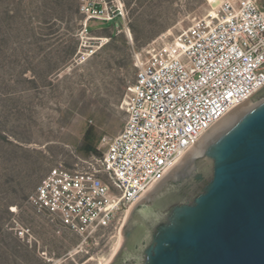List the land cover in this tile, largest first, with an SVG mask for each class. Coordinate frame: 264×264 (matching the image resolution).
Instances as JSON below:
<instances>
[{"label": "rangeland", "instance_id": "1", "mask_svg": "<svg viewBox=\"0 0 264 264\" xmlns=\"http://www.w3.org/2000/svg\"><path fill=\"white\" fill-rule=\"evenodd\" d=\"M122 1L120 29L92 22L87 40L79 0H0V264H109L122 244V226L86 240L31 198L52 169L85 170L106 152L103 138L127 120L136 53L164 34L174 38L221 0ZM100 36L111 39L80 61ZM17 225L32 237L21 239Z\"/></svg>", "mask_w": 264, "mask_h": 264}, {"label": "built area", "instance_id": "2", "mask_svg": "<svg viewBox=\"0 0 264 264\" xmlns=\"http://www.w3.org/2000/svg\"><path fill=\"white\" fill-rule=\"evenodd\" d=\"M79 4L87 40L92 22L120 29L127 20L122 0ZM110 39L98 37L79 60ZM134 65L127 120L116 136L103 138L106 152L85 170L52 169L31 198L36 210L86 240L123 226L210 129L264 87V0H221L174 38L164 34L136 53ZM14 229L21 239L32 237L29 227Z\"/></svg>", "mask_w": 264, "mask_h": 264}, {"label": "water", "instance_id": "3", "mask_svg": "<svg viewBox=\"0 0 264 264\" xmlns=\"http://www.w3.org/2000/svg\"><path fill=\"white\" fill-rule=\"evenodd\" d=\"M138 208L146 235L121 264H264V87L210 129L130 215Z\"/></svg>", "mask_w": 264, "mask_h": 264}, {"label": "flooded vegetation", "instance_id": "4", "mask_svg": "<svg viewBox=\"0 0 264 264\" xmlns=\"http://www.w3.org/2000/svg\"><path fill=\"white\" fill-rule=\"evenodd\" d=\"M142 211L143 209L140 208L133 211L123 224L121 231L122 244L109 264H121L129 253L135 254L139 251L146 235V228L141 220Z\"/></svg>", "mask_w": 264, "mask_h": 264}, {"label": "trees", "instance_id": "5", "mask_svg": "<svg viewBox=\"0 0 264 264\" xmlns=\"http://www.w3.org/2000/svg\"><path fill=\"white\" fill-rule=\"evenodd\" d=\"M111 38H113V35L111 36ZM134 66H135V65H134ZM86 146H88V147H87V152H88V153H91V152H95V153H97V148H96L94 142H88V143L86 144Z\"/></svg>", "mask_w": 264, "mask_h": 264}, {"label": "bare ground", "instance_id": "6", "mask_svg": "<svg viewBox=\"0 0 264 264\" xmlns=\"http://www.w3.org/2000/svg\"><path fill=\"white\" fill-rule=\"evenodd\" d=\"M211 2L215 1V0H210Z\"/></svg>", "mask_w": 264, "mask_h": 264}]
</instances>
